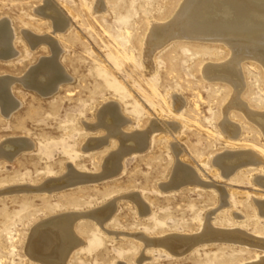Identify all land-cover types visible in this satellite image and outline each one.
<instances>
[{
    "label": "rangeland",
    "instance_id": "374dc122",
    "mask_svg": "<svg viewBox=\"0 0 264 264\" xmlns=\"http://www.w3.org/2000/svg\"><path fill=\"white\" fill-rule=\"evenodd\" d=\"M182 2L0 0L18 52L0 58V146L29 142L11 158L0 155V264H43L26 247L34 227L52 218L78 242L62 264L264 259V132L242 110L264 114V68L242 59L237 92L204 71L231 61L220 40L172 37L146 57L151 30ZM54 51L63 73L51 86L41 66ZM9 103L16 107L6 116ZM102 110L121 134H143V146L118 154ZM225 120L236 125L235 137ZM245 152L228 170L216 162ZM182 168L191 179L177 183ZM208 226L219 237L202 236ZM177 235L191 240L183 252L147 243Z\"/></svg>",
    "mask_w": 264,
    "mask_h": 264
},
{
    "label": "bare ground",
    "instance_id": "6f19581e",
    "mask_svg": "<svg viewBox=\"0 0 264 264\" xmlns=\"http://www.w3.org/2000/svg\"><path fill=\"white\" fill-rule=\"evenodd\" d=\"M182 3L183 4L179 8V11L178 10L176 11L175 16L170 21H167V22H165V24H162V25L154 26V28L151 30L150 35L148 36L149 37V41H148V47L149 48L145 52L146 57H149L151 51H153L152 46L158 47L157 45H161L162 43H165V41L169 40V38H172V37L178 36V38L179 37H188V38H197V39H205V40H211V39L220 40L223 43H225L227 45V47H229L231 49V52H232V56L230 59L231 61L225 62L224 64H220V65L208 64L204 67V71L208 76L221 78L223 80L230 82L231 86H234L236 91L239 90L240 85H241L240 84V73H239L240 67H239V64H240V61L242 59L248 58V57H250L251 59H255L264 68V0H184V2H182ZM8 20H6V19L0 20V58L1 59L10 58L13 55H16L18 53L15 51L16 49L13 45V39H14L13 28L10 26L11 22L9 23ZM58 21L60 22V20H58ZM55 31H57V30H55ZM54 52H55L54 58H52V60L48 59V60L44 61V63H42L43 65L41 66L42 72L40 71L44 77V79L42 81H46V83L49 85H51L57 78H60L61 74L63 73L61 64H59L58 60H57L58 55L60 53L58 51H54ZM67 77H68V75H67ZM66 80H67V78L65 79V81ZM63 81H64V79H63ZM31 82L33 83L35 81L32 80ZM242 82L244 83V81H242ZM41 84L44 85V83H41ZM1 85H2V83H1ZM0 88H1V86H0ZM43 91H44V88H43ZM45 92H47V91H45ZM235 94H236V92H235ZM233 102H234V100H233ZM236 106H238V105H236ZM15 107H16V105L9 103L7 105V107L5 106L4 110H3V108H1V109L3 110L5 115L8 116L13 111V109H15ZM115 107H116V105H115ZM241 108H243V107H241ZM244 109L245 108H243L242 110L245 113V115L248 118L252 117L253 118L252 120L256 121V123L260 126L261 130L264 132V114H256L255 113L256 114L255 115V114L249 113L248 111H245ZM115 112H116V110H115ZM106 113L108 114V111L107 112L105 110L100 111V120H101L100 123L102 125H104L105 127H107V130L109 131V133L111 135H116L117 138L119 139V143H121V149L118 150V154H122L123 152H126L130 149L134 150V148H136V147H137L136 149H138L139 147L143 146V144H144L143 140H145V136L143 134H136V135H130V136L121 134L119 132V130H117L118 121L116 120L115 116L113 117L110 113V115L107 116V119H103L104 118L103 116H105ZM222 125H223L224 131H226V133H228L229 135L234 136L237 134L238 130H237L236 125L229 123L228 120H225ZM24 144L29 146L28 145L29 142H28V144H26V143H24ZM25 145L19 144V143H17V141L1 145L0 146V155L11 158V155H9L8 152L10 154H11V152L13 154L14 153L17 154L16 150L17 149L19 150V149L26 147ZM250 152H252V151H250ZM250 154L251 153H249L248 155L250 156ZM252 155L255 157L256 156L255 152ZM250 157H252V156H250ZM245 158H247L246 152L244 154L239 153L235 156L229 154L226 158L219 157L216 160V162L218 163V165H223V167L228 170L235 163H238L239 161H240L239 163H241L242 162L241 160H243ZM258 160H260V159H258ZM245 161L246 160H244V162ZM112 162H113V160L108 162L109 165H107V167H106L107 170L109 168H111V165L113 164ZM184 166H186V165H184ZM184 169H186V168H184ZM112 171H111V173H112ZM173 178L174 179H172V178L171 179L175 180V182L178 183V182H184V181L191 179V176L189 175V173H187L186 170H183V168H182V169H179L175 172V175L173 176ZM66 182H68V181H66ZM175 187H177V186H175ZM50 188H53V187H50ZM136 199L138 200V197L135 198V200ZM107 210H109V209H107ZM72 226H73V224H72ZM33 230L34 231L28 240L26 252H28V254L31 257H33L34 259L41 261L43 264H62V261L65 259L67 254L70 253L69 245L72 242H74L75 244H78L77 239L75 240L73 231L71 230L70 226L63 223L62 219H60V218H52V219H50V220H48V221H46L40 225L38 224V226H36V228L34 227ZM203 231H204V233L202 234V236L203 235L208 236L210 234L217 235L215 233L216 231L212 227H209V226L206 227L205 230H203ZM217 232H218V229H217ZM224 232H225V230H224ZM235 233H238V232L236 231ZM240 233H241V231H240ZM241 235H242V233H241ZM179 236L180 235L170 236V237L163 236L164 238H162V239H160V237H161L160 236L159 239L148 240L147 243L152 244V245L153 244H159L161 246L169 248V251L171 250L172 252L174 251L175 253H177L180 250H181L180 252H183V249L185 248V246L187 247V244H189L191 242V240L186 239V238H188L186 235H185L186 238L179 237ZM194 237H197V236H194ZM221 237H222V235H221ZM227 237L225 239L228 240ZM248 237H250V236H248ZM215 238L216 237H214V239ZM242 238H245V236L243 235ZM193 239H195V238H193ZM197 239H198V237H197ZM208 239H210V238H208ZM214 239H212V240H214ZM218 239H220V238H218ZM195 240H193V241L195 242ZM202 240H203V238H202ZM204 240H205V238H204ZM238 240H240V239H238ZM242 240L244 241V239H242ZM252 240H253V238H252ZM247 241H248V243H250L248 239H247ZM247 241H245V242H247ZM242 243H244V242H242ZM259 246L264 248V242L263 241L259 242ZM189 247L190 246H188V248ZM172 254H174V253H172ZM261 258L263 259V257H261ZM259 264H264V259L262 261H260Z\"/></svg>",
    "mask_w": 264,
    "mask_h": 264
}]
</instances>
